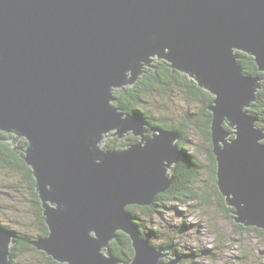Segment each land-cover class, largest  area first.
I'll return each mask as SVG.
<instances>
[{
  "label": "water",
  "instance_id": "1",
  "mask_svg": "<svg viewBox=\"0 0 264 264\" xmlns=\"http://www.w3.org/2000/svg\"><path fill=\"white\" fill-rule=\"evenodd\" d=\"M235 49L264 73V0H0V131L16 134L2 141L15 148L24 136L48 227L31 244L63 264L179 261L168 245L149 246L126 210L170 188L178 133L145 136L142 118L111 103L154 56L214 96L217 187L236 222L264 230V130L246 109L264 76L246 75ZM109 129L140 139L104 150ZM119 231L130 261L111 253ZM15 240L0 226V264H10Z\"/></svg>",
  "mask_w": 264,
  "mask_h": 264
},
{
  "label": "rangeland",
  "instance_id": "2",
  "mask_svg": "<svg viewBox=\"0 0 264 264\" xmlns=\"http://www.w3.org/2000/svg\"><path fill=\"white\" fill-rule=\"evenodd\" d=\"M156 57L154 56V60L157 63L160 60H157ZM262 82H264V77L262 78ZM118 88L121 87H115L114 90ZM159 90L163 92L150 91L151 93L146 94L150 101L148 107L155 116H159L158 118L167 125L181 123L186 113L188 114L192 110L191 106H195L197 110L199 108L198 103L190 102L189 99L185 98L184 93L175 84L170 89H158L154 91ZM148 131L145 132L148 133ZM172 131L178 133L177 130ZM183 132L182 134L178 133L175 144H177L178 140L184 139L182 144L184 142L186 145H189L192 151L194 149L198 150L199 158L205 162L204 155L199 151L201 141L197 133L192 128H184ZM7 134H10L8 138L16 137V134L13 132ZM125 134L124 132L122 136H113L111 131L107 132L106 135L108 137L103 138L104 144L102 147L106 143L114 142V139L119 144L122 143V141L126 140ZM135 136L136 141L133 143H136L140 139L139 135ZM18 140L22 141L25 139L22 137ZM14 145H17V143H14ZM118 147L124 149L127 145H123L122 147L119 145ZM170 169H173V165ZM212 188V185L206 186L203 192L206 191L208 194ZM203 195L202 199L205 198ZM199 198L186 202L177 200L167 202L163 200L162 203H165V205L161 203L162 207H156L157 212L153 215H143L137 207L135 208L142 223L145 225L146 231L150 228H158L163 232V235L162 232H156V235L150 232L148 237L151 238L153 243L158 245L161 244L163 239L165 241L166 238L171 237V239L173 238V242L176 243L175 249L178 252L181 250L185 253L196 254L193 258H188L189 261L186 264H263L264 236L251 228H244L249 226L237 223L233 218L227 217L223 206L219 205V200L215 194L211 196L209 204H198ZM32 200L31 190L22 179V175L0 164V223L7 226L9 228L7 230L14 234L15 237L17 236L16 232L22 231L32 236V241H34L39 238L41 231L39 229L37 207L33 204ZM231 214L234 216L232 212ZM163 224L165 226H162ZM235 224L239 225V227H236ZM240 224L243 225V228ZM41 237H45V235ZM162 246L167 245L161 244L157 248ZM168 246L170 247L169 253L175 254L172 246ZM36 251L27 250L22 252L14 258V261L16 264H52L48 261L50 259L46 257L49 255L44 251L42 252L46 256L41 254L39 250ZM179 253L182 254L181 252ZM178 254V262L181 263L183 254L181 258ZM172 258L173 256L171 255H165L160 260L166 262Z\"/></svg>",
  "mask_w": 264,
  "mask_h": 264
},
{
  "label": "trees",
  "instance_id": "3",
  "mask_svg": "<svg viewBox=\"0 0 264 264\" xmlns=\"http://www.w3.org/2000/svg\"><path fill=\"white\" fill-rule=\"evenodd\" d=\"M236 54L238 55V62L242 66L243 72L255 77H262L264 73L258 70V66L254 61L253 56L250 54L243 52L241 50H236ZM162 61V65L155 60L152 62L151 66L155 67L152 70H149L150 67H145L144 72L139 76L138 81L134 82L132 85H126L121 88H118L113 91L114 100L112 104L119 108L121 111L125 113H129L132 116H140L143 117L146 121L152 126L162 127L168 130H177L178 133L182 134L183 129L192 128L197 136L200 138L201 145L199 151L202 155H204V160L199 158L198 150L194 149L193 151L189 148V145H186L184 142L182 144V140L177 141V146L180 150L183 151L180 159L173 166V176L174 180L169 189L164 192H160L156 195V199L153 204L146 206H139L135 204L127 205L126 210L133 218V222L139 227L140 233L143 237L147 238L149 244L153 248H157L158 245H170L175 251L177 255L179 252L183 254V260L178 264H186L188 258H193L196 254H189L183 251H179L175 249L176 243L173 242V238H166L165 241L161 242V244H155L152 242L151 238L148 237L150 232L156 235V232H162L158 228L149 230H145V225L142 223L140 216L137 214V209L140 210L141 214L153 215L156 214V207H162L161 203L163 200L167 202L170 200H177L181 202L197 200L199 198L198 204L204 205L209 204L211 202V196L215 194L217 199L219 200V205L223 206L226 216L229 218H233L231 211L232 207L227 206L225 203L224 195L219 191L217 187V161L216 156L213 151V143L211 137L210 126L212 123V112L209 109L214 96L207 90L200 87L197 82L191 79L186 73H182L172 67L169 66L168 62L165 60ZM151 68V67H150ZM149 71V72H148ZM175 84L179 87V89L184 93L185 98L189 99L190 102L198 103V110L195 109V106H191L192 109L189 113L184 116L181 123L178 124H170L167 125L163 123L159 116H155L149 110L148 97L146 94L151 92H159L163 91H154L158 89L166 90L170 89V87ZM151 91V92H150ZM249 115L257 120V127L264 129V82H262V88L257 90L256 100L251 104L248 108ZM224 127L228 131H232L227 124L224 123ZM184 133V132H183ZM0 137L6 138L5 133L0 131ZM230 137H234L232 134ZM0 138V164L2 166L8 167L9 169L20 173L22 175V179L24 182L28 184L30 188L34 190L35 187V178L33 176L31 168L27 165L23 155L14 154ZM187 139V137H185ZM24 144H26L25 140H22ZM135 142V141H134ZM264 143V140L262 141ZM5 144V145H4ZM114 147L109 143H106L103 147L104 150L114 149ZM197 151V152H196ZM24 153V151H23ZM18 158V159H17ZM212 185L213 188L207 194L206 191L203 192L204 187ZM37 193V192H36ZM206 195H203V194ZM213 193V194H211ZM38 195V194H37ZM202 195L205 196L202 199ZM211 195V196H210ZM38 202V221H39V229L41 231L39 237L46 236L48 234V227L44 220V215L42 213V207L40 203V199H36ZM159 203V205H158ZM165 205V203H162ZM137 207V209L135 208ZM0 226L5 229H9L7 226L0 223ZM162 226H165L164 224ZM235 226L239 227V225L235 224ZM243 228V225L240 224ZM248 229L255 230L258 234L264 236V230L258 228L254 225L251 227H244ZM148 233V234H147ZM16 240L10 247L9 253V261L10 264H16L14 258L17 257L20 253L25 252L27 250L37 249L32 246V236L29 234L23 233L22 231L16 232ZM163 235V232H162ZM110 250L111 253L118 259L124 261H130L134 256V250L131 245V240L129 236L121 231L117 232L116 239L110 242ZM38 251V250H37ZM36 251V252H37ZM41 254L45 255L44 252L40 251ZM182 254H178L181 258ZM46 256V255H45ZM50 263L52 264H60V262L54 260L50 256H46ZM264 264V263H263Z\"/></svg>",
  "mask_w": 264,
  "mask_h": 264
},
{
  "label": "flooded vegetation",
  "instance_id": "4",
  "mask_svg": "<svg viewBox=\"0 0 264 264\" xmlns=\"http://www.w3.org/2000/svg\"><path fill=\"white\" fill-rule=\"evenodd\" d=\"M158 60V59H157ZM158 63L160 64V65H162V61H158ZM155 67H157L156 65H154V67H149L148 69L149 70H152V69H154ZM149 72V71H148ZM138 81V80H137ZM153 124H150L148 121H147V124H146V127H150V126H152ZM149 131H148V133H147V135H150L151 134V132H152V130L151 129H148ZM10 136V134H7V133H5V137L6 138H8ZM125 136H126V140L125 141H122V143H118V141L117 140H115L114 139V142H110L109 144L110 145H112V146H114V147H117V148H119L118 146L119 145H121V147L123 146V145H128V144H131V143H133L134 141H136V136L135 135H133L131 132H128L127 134H125ZM1 138V137H0ZM6 138H1V140L2 139H6ZM17 143V145H15V148H12V147H9L8 145V147L9 148H11L12 150V152L14 153V154H20V155H23V151H24V149L26 148L25 146V144L23 143V142H21V140H18L17 142H15V144ZM6 144V143H5ZM18 159V158H17ZM30 188V187H29ZM30 190H31V193H32V196H33V204H35L36 205V207H37V211H38V202L39 201H37L36 199H38V195H37V193H36V191H35V188H34V190L32 189V188H30ZM38 214V213H37Z\"/></svg>",
  "mask_w": 264,
  "mask_h": 264
},
{
  "label": "bare ground",
  "instance_id": "5",
  "mask_svg": "<svg viewBox=\"0 0 264 264\" xmlns=\"http://www.w3.org/2000/svg\"><path fill=\"white\" fill-rule=\"evenodd\" d=\"M236 50H239V49H235V50H234V55L236 54ZM241 51H242V50H241ZM243 52H244V51H243ZM236 56H237V60H238V55L236 54ZM152 59H153V60H152V62H153V61H154V57H152ZM156 59L161 60V58H158V56L156 57ZM152 62H151V64H152ZM169 66H170V65H169ZM148 67H149V66H148ZM170 67H171V66H170ZM144 68H145V67H144ZM144 68H143V71L141 70L142 73L144 72ZM142 73H141V74H142ZM141 74H140V75H141ZM140 75H139V76H140ZM138 78H139V77H138ZM138 78H137L136 80H138ZM135 82H136V81H135ZM133 84H134V83H133ZM128 85H129V84H128ZM124 86H126V85H124ZM121 87H123V86H121ZM113 91H114V90H113ZM111 103H112V102H111ZM251 104H252V103H251ZM112 105H113V104H112ZM250 106H251V105H250ZM250 106H249V107H250ZM115 107H116V106H115ZM249 107H247L246 109L248 110ZM118 109H119V108H118ZM119 110H120V109H119ZM120 111H121V110H120ZM122 112H123V111H122ZM124 113H125V112H124ZM128 114H129V113H128ZM131 116H132V115H131ZM132 117H140V116H132ZM140 118H142V119L145 121V125H144L145 129H146V128H153V127H154V128H158V129L163 130V131H167V130H168V129H165V128H162V127H158V126H153V127L150 126V127H146L147 121H146L143 117H140ZM256 122H257V120H256ZM259 128H260V127H259ZM261 129H262V128H261ZM231 130H232V129H231ZM263 130H264V129H263ZM109 131L112 132V135H113V136L119 134L118 131H117V129H109V130H107V131L104 132L103 136H104V137H108V135H106V133L109 132ZM232 131H233V130H232ZM2 132H3V131H2ZM128 132H131L133 135H135L132 131H128ZM128 132H126V134H127ZM4 133H5V132H4ZM123 133H124V132H123ZM144 135H145V136H151L152 133H151L150 135H147V132H144ZM118 136H119V135H118ZM22 137L24 138V136H22ZM24 139H25V138H24ZM261 142H262V141H261ZM132 144H134V143L128 144L127 147H128V146H131ZM127 147H126V148H127ZM177 147H178V146H177ZM114 149H118V148H114ZM119 149H120V148H119ZM173 180H174V179H173ZM172 183H173V182H172ZM152 204H153V203H152ZM150 205H151V204H150ZM227 206H229V205H227ZM229 207H232V206H229ZM232 208H233V209H232V211H233V210H234V207H232ZM233 217H234V216H233ZM235 222H236V221H235ZM237 223H238V222H237ZM148 243H149V241H148ZM149 246H151V245L149 244ZM151 247H152V246H151ZM152 248H153V247H152ZM49 256H50V255H49ZM170 260H171V259H170ZM160 261H161V260H160ZM161 262H162V261H161ZM9 263H10V261H9Z\"/></svg>",
  "mask_w": 264,
  "mask_h": 264
},
{
  "label": "clouds",
  "instance_id": "6",
  "mask_svg": "<svg viewBox=\"0 0 264 264\" xmlns=\"http://www.w3.org/2000/svg\"><path fill=\"white\" fill-rule=\"evenodd\" d=\"M104 147V146H103Z\"/></svg>",
  "mask_w": 264,
  "mask_h": 264
}]
</instances>
